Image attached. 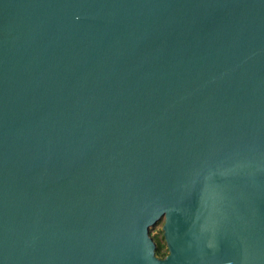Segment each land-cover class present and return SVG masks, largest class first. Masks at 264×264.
<instances>
[{
  "label": "water",
  "instance_id": "water-1",
  "mask_svg": "<svg viewBox=\"0 0 264 264\" xmlns=\"http://www.w3.org/2000/svg\"><path fill=\"white\" fill-rule=\"evenodd\" d=\"M0 264H264V0H0Z\"/></svg>",
  "mask_w": 264,
  "mask_h": 264
},
{
  "label": "trees",
  "instance_id": "trees-1",
  "mask_svg": "<svg viewBox=\"0 0 264 264\" xmlns=\"http://www.w3.org/2000/svg\"><path fill=\"white\" fill-rule=\"evenodd\" d=\"M152 228L153 227H151V235L153 236L154 241L156 242L155 254L159 258H164L169 253L166 240H165L164 236L160 237V235L158 233H156V231H153Z\"/></svg>",
  "mask_w": 264,
  "mask_h": 264
},
{
  "label": "rangeland",
  "instance_id": "rangeland-1",
  "mask_svg": "<svg viewBox=\"0 0 264 264\" xmlns=\"http://www.w3.org/2000/svg\"><path fill=\"white\" fill-rule=\"evenodd\" d=\"M163 224H164V218L158 221L155 226H153L152 230L156 231L160 235V237L164 236V231H163Z\"/></svg>",
  "mask_w": 264,
  "mask_h": 264
}]
</instances>
